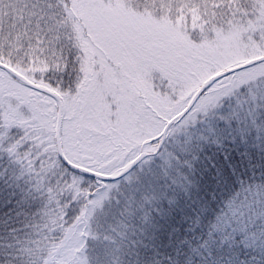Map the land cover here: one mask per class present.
Listing matches in <instances>:
<instances>
[{
    "label": "snow or ice",
    "instance_id": "6c2138e0",
    "mask_svg": "<svg viewBox=\"0 0 264 264\" xmlns=\"http://www.w3.org/2000/svg\"><path fill=\"white\" fill-rule=\"evenodd\" d=\"M0 264H264V0H0Z\"/></svg>",
    "mask_w": 264,
    "mask_h": 264
}]
</instances>
